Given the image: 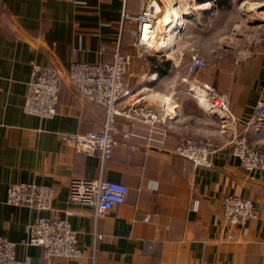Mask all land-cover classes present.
Here are the masks:
<instances>
[{"label": "crops", "instance_id": "obj_1", "mask_svg": "<svg viewBox=\"0 0 264 264\" xmlns=\"http://www.w3.org/2000/svg\"><path fill=\"white\" fill-rule=\"evenodd\" d=\"M146 1L0 0V236L17 242V257L38 262L42 248L23 241L40 213L65 219L77 231L82 250L77 264H264V173L252 177L228 143L241 133L264 149V121L256 115L264 100V37L242 46L250 31L264 32V0H161L158 26L176 9L177 33L170 30L172 23L163 34L157 26L152 48L142 53L133 46L131 31ZM246 2L257 6L250 9ZM157 36L166 42L160 48L154 45ZM73 48L92 63L112 61L117 49L133 56L127 83L134 94L119 104V144L106 162L61 139L62 133L100 131L106 120L105 108L84 100L70 81ZM195 53L209 65L192 73ZM35 64L59 72L53 117L24 110ZM204 85L215 87L235 116L226 133L209 104L190 93L204 92ZM141 107L163 119L146 121L134 113ZM126 132H131L127 139ZM189 136L215 143L211 164L194 165L174 152ZM75 177L123 182L127 199L96 219L93 208L69 201ZM18 182L52 186L53 210L8 203V188ZM228 194L251 198L257 216L228 226L222 216ZM52 264L68 261L57 257Z\"/></svg>", "mask_w": 264, "mask_h": 264}, {"label": "built area", "instance_id": "obj_2", "mask_svg": "<svg viewBox=\"0 0 264 264\" xmlns=\"http://www.w3.org/2000/svg\"><path fill=\"white\" fill-rule=\"evenodd\" d=\"M160 1H146L142 12L134 16L137 26L131 31L134 36L133 46L142 53L145 51L143 48L149 46L152 48L150 43L157 34L158 17L162 12ZM124 16L128 17L130 14L126 12ZM170 27L173 34H176L178 27L173 25ZM76 55L77 48H73L70 81L84 100L105 108L106 120L100 131L62 133L61 139L63 142H70L86 154H99L106 162L113 157L114 150L119 144L116 138L119 132L117 116L122 113L119 104L122 99L134 94L127 83L133 56L117 49L112 61L92 63ZM208 65L206 58L195 53L190 57L189 71L197 73L206 69ZM203 87L204 92L210 95L211 111L216 112L220 119L221 132L226 133L228 122H234L235 116L215 87L208 85ZM60 90V75L57 68L52 65L35 64L28 81L24 110L41 117H53L58 112ZM196 91L197 89L193 90L194 94ZM134 113L151 123L163 119L159 113L146 111L143 107L135 109ZM256 115L259 120L264 121V100L258 102ZM124 136L126 139L129 138L131 132H126ZM228 143L232 146L233 155L238 158L240 166L246 172L252 177L264 173V149L251 144L241 133L234 134ZM214 150L215 143L204 136L184 137L174 148L176 154L194 165L211 164ZM128 192L129 188L125 183L104 177H75L69 182V201L93 208L96 219L123 204ZM54 193V188L47 184L18 182L9 186L7 201L12 205L29 207L38 212L50 211L53 210ZM198 204V200H194L193 207L197 209ZM222 206L223 221L230 227L244 225L257 216L254 202L249 197L228 194L222 198ZM145 219H149V216L146 215ZM233 236L231 233L228 238L232 239ZM77 241L78 233L67 220L56 215L44 216L38 213L28 225V236L23 242L40 246L41 260L33 263L28 258L17 257V242L0 236V264H52V260L57 257L66 259L68 264H77L76 260L82 256Z\"/></svg>", "mask_w": 264, "mask_h": 264}, {"label": "bare ground", "instance_id": "obj_3", "mask_svg": "<svg viewBox=\"0 0 264 264\" xmlns=\"http://www.w3.org/2000/svg\"><path fill=\"white\" fill-rule=\"evenodd\" d=\"M204 4V3H203ZM245 4L248 5V7L250 9H253L255 8L257 5H254L253 3H250V2H246ZM258 8V7H257ZM259 10V9H258ZM171 11V10H170ZM261 13V12H260ZM180 12L176 9H174L172 12H169V13H165L163 15V17H161L160 19V22H159V26L160 27V32L163 34V30L165 31V28L169 25H173V26H176L178 24V21H179V18H180ZM182 16V15H181ZM260 16V15H259ZM166 23H172V24H169V25H166ZM161 34V35H162ZM160 36V35H159ZM157 36L156 38V41L154 42V45L157 47V48H160L161 46H163L166 42H165V39L163 37H159ZM165 37V36H164ZM174 38L172 37V40ZM194 90V89H193ZM193 90H190V93H194ZM200 92V93H198ZM195 96L201 100L202 102H207V104H209V98H210V95L207 93V92H202L201 89H197L196 91V94Z\"/></svg>", "mask_w": 264, "mask_h": 264}, {"label": "rangeland", "instance_id": "obj_4", "mask_svg": "<svg viewBox=\"0 0 264 264\" xmlns=\"http://www.w3.org/2000/svg\"><path fill=\"white\" fill-rule=\"evenodd\" d=\"M261 26V28H263L264 27V25H260ZM249 28H251V27H249ZM161 30V29H160ZM255 32V31H254ZM254 32H252V31H250V33H248V38L249 39H246V44H242V46H244V47H246V45L249 43V45L251 46L254 42H255V39H256V37H260V38H262V37H264V32L262 33H260L258 36H256V33H254ZM253 33V34H252ZM250 35H254V36H250ZM255 38V39H254ZM240 50H243V49H240Z\"/></svg>", "mask_w": 264, "mask_h": 264}]
</instances>
